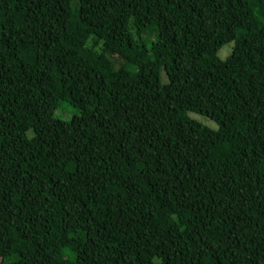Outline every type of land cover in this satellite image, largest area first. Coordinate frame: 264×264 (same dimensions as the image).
<instances>
[{"label": "trees", "instance_id": "trees-1", "mask_svg": "<svg viewBox=\"0 0 264 264\" xmlns=\"http://www.w3.org/2000/svg\"><path fill=\"white\" fill-rule=\"evenodd\" d=\"M75 6L0 0V264H264V0Z\"/></svg>", "mask_w": 264, "mask_h": 264}, {"label": "rangeland", "instance_id": "rangeland-1", "mask_svg": "<svg viewBox=\"0 0 264 264\" xmlns=\"http://www.w3.org/2000/svg\"><path fill=\"white\" fill-rule=\"evenodd\" d=\"M78 0H73V6L74 8L76 7V2ZM233 46L234 44H228L226 46H224L219 54H218V57L221 61H225L232 53V50H233ZM114 61H115V64H116V68L117 69H124V70H127L129 71L130 73L131 72H134L132 71L133 69H131V67H128L127 64H125V62L121 61L118 57H113ZM75 114V110L70 107L68 104H64V106L62 107V109L58 110L57 111V116L62 119V120H65V121H70L72 119V117L74 116ZM190 116L199 121L200 123H202L203 125L207 126L208 128L212 129V130H217L218 129V125L211 119L207 118V117H204V116H201V115H198V114H195V113H191ZM114 200H111V203H113ZM228 237L231 239V240H234L235 236L233 234H229ZM18 247H22L23 248V243L22 241H19L15 250L18 249ZM238 253V250H234L232 252L231 255L235 256L236 254Z\"/></svg>", "mask_w": 264, "mask_h": 264}]
</instances>
